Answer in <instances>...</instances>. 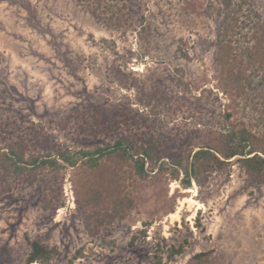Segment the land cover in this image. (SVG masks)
Masks as SVG:
<instances>
[{"label":"rangeland","instance_id":"1","mask_svg":"<svg viewBox=\"0 0 264 264\" xmlns=\"http://www.w3.org/2000/svg\"><path fill=\"white\" fill-rule=\"evenodd\" d=\"M231 13L243 24L225 38ZM263 71L264 0H0V148L76 158L123 135L164 160L144 174L112 154L0 169V264H30L26 237L55 248L48 264H264V182L233 158L201 184L172 176L174 160L218 144L227 111L264 114ZM249 129L264 140V125ZM97 180L101 202L81 207ZM115 196L131 206L91 236L85 214Z\"/></svg>","mask_w":264,"mask_h":264},{"label":"trees","instance_id":"2","mask_svg":"<svg viewBox=\"0 0 264 264\" xmlns=\"http://www.w3.org/2000/svg\"><path fill=\"white\" fill-rule=\"evenodd\" d=\"M224 7H229L232 0H220ZM245 23V21H244ZM243 24L242 20L231 13L224 23V34L231 37L232 30L240 27ZM231 40H228L226 46L220 48L222 56L229 59L227 52L234 51ZM229 61L224 62L223 70L228 71L230 68L227 65ZM231 63V62H230ZM263 70V66H258L253 70ZM243 78V73L239 72L230 77V81H238ZM250 79L248 76L245 77ZM262 80L264 82V71L262 72ZM250 87L253 84L248 83ZM257 87V86H255ZM264 103V99H263ZM263 111V110H262ZM233 116L232 111L225 113L226 123L223 130L220 132L218 144L215 146H201L197 150H190L185 155L177 158L172 163L174 168L173 177L180 178L186 185L192 181L201 184L205 178V174L215 166H220L228 159L233 158L240 167L243 168L246 174L254 177L258 182H264V140L256 136L249 128H257L264 125V114L259 115L257 119L250 120H235L230 121ZM76 158H70L64 154H60L59 158L50 156H39L37 154H26V147L23 142H12L0 148V169L7 174H22L26 170L33 171L34 168H40L45 164H51L55 167H60L63 162L70 167H74L78 162H82L88 167H96L98 161L104 155L112 154L119 160L131 159L134 163L135 170L139 173H146L152 171L153 168L159 164L162 166L163 157L159 155L156 145L153 143L136 145L127 136H120L114 139L113 142L105 145H98L93 150L82 149ZM48 157V158H43ZM62 161V162H60ZM102 180V179H100ZM93 182L83 188L82 199L78 201L81 207H90L91 205H98L102 200L101 182ZM103 181V180H102ZM132 200L125 196H115L111 200V210L93 209L84 216V226L87 232L94 236L102 226L110 224L114 219L122 216L123 210L130 207ZM30 250L27 256V262L32 263L39 261L41 264H48L50 258L56 252L54 247L47 246L39 239H30L26 237ZM182 246L172 248L168 254V258H172L174 254L180 253ZM206 255V252H200L193 257L196 263ZM149 264H165L163 258L159 254H154V259Z\"/></svg>","mask_w":264,"mask_h":264},{"label":"bare ground","instance_id":"3","mask_svg":"<svg viewBox=\"0 0 264 264\" xmlns=\"http://www.w3.org/2000/svg\"><path fill=\"white\" fill-rule=\"evenodd\" d=\"M30 264H34V263H30Z\"/></svg>","mask_w":264,"mask_h":264}]
</instances>
